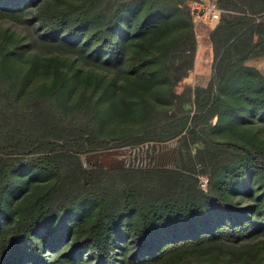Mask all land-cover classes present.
<instances>
[{"label": "trees", "instance_id": "1", "mask_svg": "<svg viewBox=\"0 0 264 264\" xmlns=\"http://www.w3.org/2000/svg\"><path fill=\"white\" fill-rule=\"evenodd\" d=\"M143 2L139 16L135 0H0V19L29 18L43 44L73 54L68 59L34 55L20 67L22 44L0 45V264H181L213 254L264 262V139L253 125L255 117L264 123V75L232 63L225 52L219 56L230 38L220 27L210 33L218 58L215 73L192 121L204 111L217 117L212 127L217 137L235 138L227 141L228 154L208 137L192 156L193 164L209 168L207 191L190 177L180 196L162 191L147 198L137 177L114 185L107 180L109 170L85 169L81 163L79 154L107 146L100 136L106 111L126 115L140 104L142 133L124 143L175 138L187 123L188 116L167 115L149 96L157 67L166 66L170 85L192 67L193 14L178 0ZM262 9L231 17L227 28L240 32ZM179 11L186 16L180 28ZM248 33L237 34L241 39L234 46L239 48L242 37L246 42L239 60L252 51ZM89 59L121 69L123 81L84 69L81 64ZM36 74L49 80L26 92ZM76 76L93 87L74 94ZM217 77L225 84L223 97L212 91ZM171 97L184 101L179 94ZM194 133L191 129L184 138L193 141ZM24 151L28 158L19 156ZM38 176L47 183L21 195L11 208L10 197L20 195L28 177ZM86 204L97 206L93 217L81 212Z\"/></svg>", "mask_w": 264, "mask_h": 264}, {"label": "rangeland", "instance_id": "2", "mask_svg": "<svg viewBox=\"0 0 264 264\" xmlns=\"http://www.w3.org/2000/svg\"><path fill=\"white\" fill-rule=\"evenodd\" d=\"M78 3H84L88 0H71ZM132 0H126L131 2ZM190 0H178L179 7L183 5L188 6ZM218 7L220 8V18L218 21L204 22L201 19H193V33L195 36V54L192 67L184 74V76L175 84L170 85V78L166 75L164 70L166 66H159L155 69L156 73V86L150 93L149 99L155 102L158 109L166 111L167 115L180 119L188 116L187 123L183 132L175 138L167 140L150 139L143 142L124 143L127 140L133 139L137 134H141L142 119L139 115L137 103L126 115H119L114 113L105 112L102 137L107 142V146L95 151H86L79 154L81 163L85 169H93L101 167V169L109 170L110 177L107 180L110 184L114 185H127L128 181H132L137 177L140 192L145 197H152L158 192L165 191L170 196H180L182 194L181 188L185 186L190 177L197 179V188L203 191L208 190L209 183V168L194 163L191 161L195 151L203 147L209 138L215 141V144L222 154H228L231 151L228 140L233 141L235 135L219 136L212 132V127L217 122V117H208L207 113L203 111L202 116L195 124L192 117L195 113L197 100L202 101L207 96V87L215 73L216 63L218 58H215V50L210 39V33L217 27L222 29V33H228L227 42L221 48L219 56L225 52L226 59L230 58L232 63H241L246 67L257 69L264 75V10L255 14V20L252 24L240 32L237 28L232 30L227 28V24L231 17L241 15L243 13L251 14L256 8L264 7V0H217ZM143 0H135V7H138V15L144 14ZM181 5V6H180ZM179 28L185 23L186 16L182 12H177ZM6 32V35H0V45L6 48H11L13 40L19 41L23 48L21 49V58L17 60L20 67L27 66L28 59L34 55L39 58L58 56L60 59H68L73 57L71 51L60 48L59 46H50L43 44V38L40 37V32L36 25H34L29 18H23L19 21H12L0 19V32ZM249 32L252 35V51L249 56L244 60H239L240 49L246 47L244 37L242 42H238L239 48L234 46L237 42L238 33ZM241 37V36H240ZM239 37V38H240ZM241 39V38H240ZM49 44L48 42H46ZM131 51V46H127L125 58L127 60L128 53ZM83 62L81 66L84 69H92L96 75L105 76L106 78L115 75L118 82L123 81L121 69L104 66L99 60L95 62ZM79 62V61H78ZM226 62V60H225ZM158 63L157 65H159ZM225 64V63H224ZM156 65V66H157ZM224 67V66H223ZM65 69V67H64ZM243 72V70H241ZM37 75V74H36ZM80 75H82L80 73ZM35 76V74L33 75ZM38 77H31L27 81L25 88L26 92L33 89L39 84L40 81H48L49 76L37 75ZM75 81L71 89L73 93L79 92L80 88L86 86V90H90L93 86L92 83L84 85V80L79 76L74 77ZM225 84L221 83L219 77L215 79L212 91L220 97L224 96ZM172 94H179L183 96L184 101H178L172 98ZM95 98L98 91H94ZM258 117L254 118L255 127L257 128L259 136L264 139V123ZM194 129V140L191 137L184 138V133ZM226 132V131H222ZM209 137V138H208ZM231 138V139H230ZM195 142V143H194ZM195 145V146H194ZM155 148L161 149L162 152L153 156V160H144L143 157L152 155ZM19 156L24 158L29 157L26 151L19 152ZM132 155L139 158L140 161H147L148 168L133 164L131 159ZM16 156V155H14ZM146 166V165H145ZM142 170V172H139ZM135 171H138L136 173ZM144 171V174H143ZM30 177V176H29ZM27 178V184L20 192V195H12L10 197L11 208L16 205V201L20 196L31 194L36 191V188L47 182L46 177L38 176V178ZM112 190L113 186H107ZM97 211L96 205L86 204L81 207V212L93 217ZM181 264H264L262 260L248 262H237L230 260L228 257L222 255H205L196 258H189Z\"/></svg>", "mask_w": 264, "mask_h": 264}, {"label": "built area", "instance_id": "3", "mask_svg": "<svg viewBox=\"0 0 264 264\" xmlns=\"http://www.w3.org/2000/svg\"><path fill=\"white\" fill-rule=\"evenodd\" d=\"M188 6L195 19L199 18L204 22H210L213 20L218 21L220 18V8L218 7L217 0H190ZM157 152L159 153L162 151L159 148H155V151H152V155L149 157H143L142 159H149V161H151L153 160V156L158 154ZM131 161L134 165L137 164L138 166L145 168L149 167L146 164L147 161H140L139 158H135L134 155H132Z\"/></svg>", "mask_w": 264, "mask_h": 264}]
</instances>
